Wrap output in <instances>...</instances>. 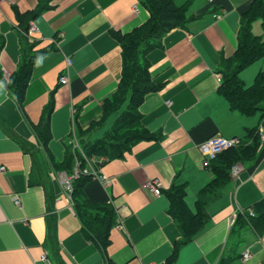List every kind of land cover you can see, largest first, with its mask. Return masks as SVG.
<instances>
[{"label": "crops", "instance_id": "obj_1", "mask_svg": "<svg viewBox=\"0 0 264 264\" xmlns=\"http://www.w3.org/2000/svg\"><path fill=\"white\" fill-rule=\"evenodd\" d=\"M175 2L189 3L187 22L153 37L140 56L159 86L136 108L152 137L106 159L100 167L108 181L92 175L71 204L59 173L71 155L76 163V141L104 136L128 107L127 100L89 133L120 87V37L150 12L143 0H0V264H219L223 256L227 264H264V234L236 225L238 213L264 199V138L256 160L238 162L239 173L217 190L207 223L187 242L169 196L184 187L196 212L199 194L216 177L203 164L202 145L216 135L250 143L248 130L261 124L264 102L247 115L219 90L223 60L236 51L253 0ZM32 23L38 29L30 37ZM27 55L36 60L21 107L8 82ZM156 178L160 194L147 186ZM75 204L113 206L117 219L104 247L87 234Z\"/></svg>", "mask_w": 264, "mask_h": 264}, {"label": "trees", "instance_id": "obj_2", "mask_svg": "<svg viewBox=\"0 0 264 264\" xmlns=\"http://www.w3.org/2000/svg\"><path fill=\"white\" fill-rule=\"evenodd\" d=\"M143 2L150 12V18L132 33L124 35L123 38L117 35L123 40L124 48V69L120 87L112 97L106 100L102 120L93 123L88 129L89 133L103 129L106 118L112 112L117 111L127 100L129 101L128 107L120 113L104 136L98 137L96 141H90L84 146V152L88 157L105 156L109 160L121 156L132 141L152 137L143 125L141 115L136 108L146 93L159 86L152 81L148 63H142L140 56L143 52L152 49L154 45L151 43V39L153 37H162L170 29L187 22L189 3L178 5L175 0H143ZM258 17L262 19L264 26V0H253L249 9L244 12L240 41L236 51L223 60L225 67L219 88L220 92L229 99L233 108L239 109L247 115L257 112L260 109V103L264 102V69L258 72L255 80L250 84L243 81L240 76L248 65L264 58V34H256L253 31V22ZM35 58V55H27L20 70L11 76L8 82L11 96L17 100L21 107L25 105L26 91L33 72ZM48 115L49 112L47 117ZM262 122H264L263 110ZM11 133L18 138L13 132ZM248 136L250 143L242 142L238 146L223 151L207 166L215 173L216 177L212 181L213 183L199 194L196 212L191 211L187 205L184 187L175 188L173 192L169 193L176 220L183 233L182 242L192 239L196 232L205 226L209 219L208 204L216 197L217 191L215 192V190L232 178V167L238 162L256 160L262 142L260 125L250 128ZM42 138L45 142L50 139L47 119L42 131ZM84 138L81 137V139ZM73 157L71 155L70 159L66 161L67 171H72L74 168L75 158ZM76 158L81 160L83 168L86 167L87 160L83 154L78 152ZM91 177V174L82 173L76 179L73 197ZM75 205L78 212H85L87 234L101 248L104 247L109 241L110 229L115 225L117 219L113 206L88 205L80 207L79 204ZM249 208L254 209V215L248 212ZM236 225L239 226L238 229L249 226L258 234H264V199L238 213ZM228 261L229 257L223 256L219 264H227Z\"/></svg>", "mask_w": 264, "mask_h": 264}, {"label": "built area", "instance_id": "obj_3", "mask_svg": "<svg viewBox=\"0 0 264 264\" xmlns=\"http://www.w3.org/2000/svg\"><path fill=\"white\" fill-rule=\"evenodd\" d=\"M211 2H215L216 0H210ZM38 27L32 23L30 25V27L28 28L27 34L31 37L34 35V33L37 31ZM68 63L71 64L72 63V59L69 58L68 59ZM61 83H68L69 82V75L65 74L61 77ZM219 80H221V77H219ZM260 135L261 138H264V122H262L260 124ZM242 142H244L243 140H241L238 137H233V138H228L225 137L223 135H216L213 136L211 138H209L203 145H202V150L204 153V166L207 167L210 165V163L217 158V156L222 153L223 151L234 147V146H238L240 145ZM83 156L86 158L87 160V165L86 167H82V163L80 159L76 160V163L74 165V168L72 171H61L59 173V181L64 189V193L65 195L68 197L69 202L72 204L73 203V192H74V183L76 181V179L78 177H80V175L82 173L85 174H91L93 176H96L98 178H101L104 181H108L107 176L103 173L102 169H101V164L106 160L105 156L102 157H88L85 152L82 151ZM101 159V160H100ZM241 170V165H239L238 163H236L232 169V175H236L239 173V171ZM147 186L149 188H151L156 194H160L162 192L161 189V182L159 179H152L147 183ZM15 202L17 204L20 203V197L19 195H15L14 196ZM248 212L252 215H254L255 211L253 208H249ZM117 226L120 227L121 226V221H119L117 223ZM251 256L250 253H245V258H249ZM43 259H47V255L43 254L42 256ZM143 264H157L155 262H148V263H143Z\"/></svg>", "mask_w": 264, "mask_h": 264}, {"label": "rangeland", "instance_id": "obj_4", "mask_svg": "<svg viewBox=\"0 0 264 264\" xmlns=\"http://www.w3.org/2000/svg\"><path fill=\"white\" fill-rule=\"evenodd\" d=\"M253 31L256 33V34H264V26H263V21L261 18H256L253 22ZM263 68L264 69V58L262 59H259L255 62H253L252 64L248 65L245 69H243V71L241 72L240 76L242 78L243 81H245L246 83L250 84L252 83L259 70ZM264 111V109H262ZM110 122V121H109ZM109 122L107 123L106 126H109ZM96 135H92V136H87L85 137L84 139H79V141L76 143H74V145H76V152L78 153H81L82 154V151L84 152V146L90 142V141H96ZM98 137H102V134L99 135ZM219 185V184H218ZM218 189L215 190V192L217 191ZM234 240V237L232 238V241Z\"/></svg>", "mask_w": 264, "mask_h": 264}]
</instances>
